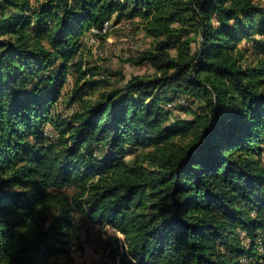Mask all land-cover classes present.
<instances>
[{"label":"trees","instance_id":"16d2710c","mask_svg":"<svg viewBox=\"0 0 264 264\" xmlns=\"http://www.w3.org/2000/svg\"><path fill=\"white\" fill-rule=\"evenodd\" d=\"M124 18L158 40L155 73L109 88L79 43ZM257 36L254 0H0V264L82 249L75 213L122 236V264L264 259V61L239 47ZM180 95L203 104L169 123Z\"/></svg>","mask_w":264,"mask_h":264},{"label":"rangeland","instance_id":"374dc122","mask_svg":"<svg viewBox=\"0 0 264 264\" xmlns=\"http://www.w3.org/2000/svg\"><path fill=\"white\" fill-rule=\"evenodd\" d=\"M31 2L34 3L35 0H31ZM254 2L264 9V0H254ZM109 25L107 34L102 36L95 37L92 35L91 29L86 31L80 39L77 57L81 56L88 63V67L95 70L98 78L108 80L109 88L120 89L135 76L154 74L155 69L149 62L143 64L138 62L140 57H143L148 51L158 48V40L147 34L143 20L140 18H124L118 21L112 19L109 21ZM257 39L264 41V36H257ZM239 47L246 50L248 56H251L255 62L259 59L264 61V51L254 42L242 41ZM74 79L73 71H70L62 88L61 96L53 107V112L65 118H69L80 107L78 102L72 105L68 103ZM88 99L89 97L85 98V100ZM202 104V102L184 95L176 97L165 105L166 109L172 113L168 122L171 123L177 119H193ZM140 154L139 151L135 155H130L127 161L133 163ZM54 193L73 196L75 190L74 188H64L56 190ZM74 219L76 226L79 227L82 249L79 246H74L68 254L52 259V264H122L120 255L113 256L112 254L113 240L121 239L122 236L108 226L101 227L94 224L80 213H75ZM241 237H244V234ZM245 244L249 246L250 243L246 240ZM246 260L243 264H264V259L261 257L253 258L252 261Z\"/></svg>","mask_w":264,"mask_h":264},{"label":"built area","instance_id":"2783aa9c","mask_svg":"<svg viewBox=\"0 0 264 264\" xmlns=\"http://www.w3.org/2000/svg\"><path fill=\"white\" fill-rule=\"evenodd\" d=\"M109 27V21H106L102 28H91L92 35H94L95 37L105 35L107 34Z\"/></svg>","mask_w":264,"mask_h":264},{"label":"clouds","instance_id":"9594fccd","mask_svg":"<svg viewBox=\"0 0 264 264\" xmlns=\"http://www.w3.org/2000/svg\"><path fill=\"white\" fill-rule=\"evenodd\" d=\"M215 23L218 25L219 24V21H216ZM230 23H231V21H230Z\"/></svg>","mask_w":264,"mask_h":264}]
</instances>
